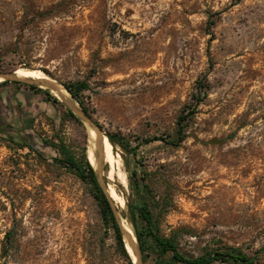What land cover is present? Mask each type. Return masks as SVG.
<instances>
[{
  "label": "rangeland",
  "instance_id": "374dc122",
  "mask_svg": "<svg viewBox=\"0 0 264 264\" xmlns=\"http://www.w3.org/2000/svg\"><path fill=\"white\" fill-rule=\"evenodd\" d=\"M19 68L88 82V114L126 139L98 178L135 237L128 204L146 203L186 256L264 264V0H0V74ZM66 98L0 84V264H128L59 148L90 146Z\"/></svg>",
  "mask_w": 264,
  "mask_h": 264
},
{
  "label": "trees",
  "instance_id": "16d2710c",
  "mask_svg": "<svg viewBox=\"0 0 264 264\" xmlns=\"http://www.w3.org/2000/svg\"><path fill=\"white\" fill-rule=\"evenodd\" d=\"M11 80H3L0 84H5ZM21 83L22 81H16ZM64 86L72 94V96L83 106V109L89 113L84 100L81 98V92L89 88L88 82L82 80L75 83H64ZM49 97L54 98L49 91ZM202 91H199L198 100L200 101ZM70 114L75 117V114L70 111ZM76 118V117H75ZM181 118L177 129V136L171 140L173 145H180V143L187 137L185 131V124ZM111 143L117 145L118 143L124 145L125 137L116 133L107 132ZM153 139H148L147 142ZM216 140V139H215ZM61 151L65 152V163L84 181H87L93 186V195L98 202L102 220L107 228L112 229L114 236L118 243L120 252L126 257L128 264H137L131 252L126 246V240L121 227L118 211L115 208L113 201L109 197L105 187L99 181L96 170L84 153L81 159H78L74 154L66 151L64 145L59 146ZM131 222L135 231L139 244V258L144 264L148 256L156 251L155 264H211L215 260H231L236 264H252L254 259L249 257L246 253L235 247H229L225 252H216L200 256H186L183 254L174 237H167L160 234L159 227L146 203H129L128 214L126 216ZM169 256V259L167 258Z\"/></svg>",
  "mask_w": 264,
  "mask_h": 264
},
{
  "label": "bare ground",
  "instance_id": "6f19581e",
  "mask_svg": "<svg viewBox=\"0 0 264 264\" xmlns=\"http://www.w3.org/2000/svg\"><path fill=\"white\" fill-rule=\"evenodd\" d=\"M15 71L21 77H34L37 79H49V77L46 76L44 74V72H42L41 70L19 68V69H16ZM2 80H3V78L0 77V81H2ZM58 85H59V89L56 90V92L60 96L62 95V96L69 97L70 94L66 91V89L62 85H60V84H58ZM88 135H89V145H90L89 149H88V157H89L91 164L93 165L94 169L96 170L97 176L100 175V173H101L103 160H104L105 162L110 163V165H111V171H109V175H108V177L111 179L112 174H113V170L115 169L113 167V164L115 162L116 156L113 152V145H112L110 139L104 133L97 132L91 126L88 127ZM97 141H99L101 144L100 150H102L101 152L103 153V156L101 159L102 163H100L101 160L97 155ZM118 176L121 179V181L124 182V174L120 173ZM108 191H109V194L114 199H116L117 201H119L122 204L123 199L120 197V195H122V194L119 195L118 194L119 192H117L115 190V188H113L112 186L108 189ZM121 204H120V206H121ZM123 226L125 227V229H127L129 231V233H131L133 235V238H134L132 228L126 223H123ZM128 249L130 252H133L131 246H128Z\"/></svg>",
  "mask_w": 264,
  "mask_h": 264
},
{
  "label": "water",
  "instance_id": "95a60500",
  "mask_svg": "<svg viewBox=\"0 0 264 264\" xmlns=\"http://www.w3.org/2000/svg\"><path fill=\"white\" fill-rule=\"evenodd\" d=\"M0 77H2L3 80H16V81L20 80V81L38 83L42 87L53 89V90H58L59 89V85L57 83L49 80V79H36L35 80V79H31L30 77H21V76H19L16 73V71L5 73V74H0ZM64 88L66 89V91L73 98V100L66 98V102L69 105L70 109L84 123H86L87 125L91 126L97 132L103 133L102 130L100 129V127L93 121L92 117H90V115L81 107L79 102L72 96V94L68 91V89L65 86H64ZM100 149H101V144H100L99 141H97V155H98V157L101 160L102 156H103V153L101 152L102 150H100ZM100 163H102V160L100 161ZM121 227H122V230H123L124 237L129 242V245L132 248L133 254L136 257L135 260H136L137 264H142L141 261H140V258H139V248L137 246V241H138L137 238L135 236L133 238V235L131 233H129V231L127 229H125V227L123 226V223H121Z\"/></svg>",
  "mask_w": 264,
  "mask_h": 264
}]
</instances>
